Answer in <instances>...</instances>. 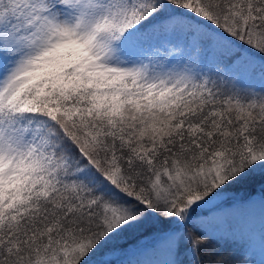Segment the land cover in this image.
<instances>
[{
  "label": "snow or ice",
  "instance_id": "6c2138e0",
  "mask_svg": "<svg viewBox=\"0 0 264 264\" xmlns=\"http://www.w3.org/2000/svg\"><path fill=\"white\" fill-rule=\"evenodd\" d=\"M257 212L264 264V0H0V264H254Z\"/></svg>",
  "mask_w": 264,
  "mask_h": 264
},
{
  "label": "trees",
  "instance_id": "16d2710c",
  "mask_svg": "<svg viewBox=\"0 0 264 264\" xmlns=\"http://www.w3.org/2000/svg\"><path fill=\"white\" fill-rule=\"evenodd\" d=\"M261 186V175L257 173L253 179L245 181L244 183L236 186L232 189L231 194L238 197H248L254 196L257 200L259 199V192ZM157 227H163L162 225H157ZM251 234L254 241V248L251 253H249V259L254 262V264H260L262 259L260 251V222L258 212L254 215L250 222ZM224 251L231 252L235 251L237 255L241 253V248L239 245H230L224 249Z\"/></svg>",
  "mask_w": 264,
  "mask_h": 264
}]
</instances>
